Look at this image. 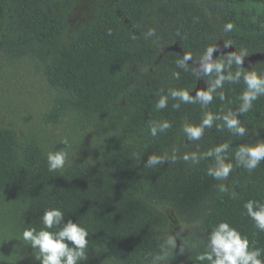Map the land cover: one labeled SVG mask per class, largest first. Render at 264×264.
<instances>
[{
	"label": "trees",
	"instance_id": "obj_1",
	"mask_svg": "<svg viewBox=\"0 0 264 264\" xmlns=\"http://www.w3.org/2000/svg\"><path fill=\"white\" fill-rule=\"evenodd\" d=\"M208 47L234 79L207 105L173 98L215 86L200 68ZM244 52L243 67L229 66L227 55ZM248 71L264 75V0H0V264H40L22 233L42 229L52 208L88 231L81 264H212L200 257L221 222L264 259V231L244 207L264 203V160L249 171L236 155L264 142V95L239 113ZM228 112L245 134L226 127ZM205 113L219 118L189 140L184 126ZM220 145L233 167L217 180L207 153ZM55 150L67 160L49 171ZM152 155L164 161L147 167Z\"/></svg>",
	"mask_w": 264,
	"mask_h": 264
},
{
	"label": "clouds",
	"instance_id": "obj_2",
	"mask_svg": "<svg viewBox=\"0 0 264 264\" xmlns=\"http://www.w3.org/2000/svg\"><path fill=\"white\" fill-rule=\"evenodd\" d=\"M232 25L229 23L225 25V31H230ZM148 35H152L151 32ZM227 46V45H226ZM217 51L216 48L208 47L201 57L200 68L205 75H210L215 72L217 79L215 86L210 87L207 91H198L195 98L191 97L187 90H170V95L173 98H178L183 103H197L202 102L204 105L209 104L213 100L212 93L216 88L222 87L225 79L232 81L234 78L231 75H222L225 70V65L219 60H213V54ZM246 52L237 55L232 53L227 55L226 60L231 66L235 64L238 67H243L244 57ZM191 56L185 55L183 59L177 62L178 66L186 69L187 61ZM179 78L178 74H174ZM240 72L235 75V80L239 81ZM243 82L246 85L245 91L241 94L242 101L239 107V113H246L253 107V101L257 100L259 96L264 95V75L258 74L256 71H248L243 75ZM167 106V97L162 96L156 104L157 109H164ZM174 108H179V104H174ZM215 117L211 113H205L202 122L199 125H185L183 132L187 135L189 140H199L204 133L205 128L212 126ZM226 127L243 135L246 133L245 127L240 123L238 114L228 112L222 117ZM159 131H166L171 127V124L164 121L159 124ZM151 135H157V125L155 122L150 127ZM226 145H220L212 150H209L208 156H215V165L210 166L207 170V175L217 180L226 179L232 170L231 163H224L222 153L225 151ZM237 159L244 168L251 171L255 169L264 160V142L255 145H242L237 152ZM185 161L195 159L194 156L185 155ZM67 160V153L64 150L49 151L47 153V163L49 171L62 169ZM164 161V158L152 155L147 162V167H153ZM221 191H225L222 187ZM247 215L255 221L256 227L264 231V203L257 201H248L244 205ZM65 219L64 213L58 208L46 210L42 217L43 228L37 231L35 228L25 229L22 233V239L33 248L38 250L39 255L36 259L40 264H81V261L87 259L86 248L88 245V231L80 226L78 223L68 220L63 223ZM58 228L57 231H49L53 228ZM165 246L174 247L173 239L165 241ZM209 247L211 254L206 257L202 256L200 259H207L212 261V264H264V259H261L262 252L259 249L251 248L246 237L231 227L227 222L219 223L211 232ZM164 251V249H162ZM213 256L215 257L213 259ZM157 256L156 259H161Z\"/></svg>",
	"mask_w": 264,
	"mask_h": 264
},
{
	"label": "water",
	"instance_id": "obj_3",
	"mask_svg": "<svg viewBox=\"0 0 264 264\" xmlns=\"http://www.w3.org/2000/svg\"><path fill=\"white\" fill-rule=\"evenodd\" d=\"M258 58H261V56L259 55Z\"/></svg>",
	"mask_w": 264,
	"mask_h": 264
},
{
	"label": "rangeland",
	"instance_id": "obj_4",
	"mask_svg": "<svg viewBox=\"0 0 264 264\" xmlns=\"http://www.w3.org/2000/svg\"><path fill=\"white\" fill-rule=\"evenodd\" d=\"M181 229H183L182 227H180Z\"/></svg>",
	"mask_w": 264,
	"mask_h": 264
}]
</instances>
